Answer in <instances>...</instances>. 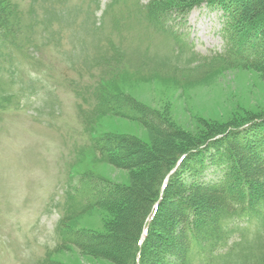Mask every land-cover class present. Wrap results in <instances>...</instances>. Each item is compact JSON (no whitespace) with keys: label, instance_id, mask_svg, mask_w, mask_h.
Wrapping results in <instances>:
<instances>
[{"label":"rangeland","instance_id":"1","mask_svg":"<svg viewBox=\"0 0 264 264\" xmlns=\"http://www.w3.org/2000/svg\"><path fill=\"white\" fill-rule=\"evenodd\" d=\"M191 1L0 0V7L22 20L29 39L24 52H16L13 71L0 78V264H111L110 258L129 263L135 241L129 224L139 205L134 196L165 170L169 157L257 121L239 140L264 162V70L219 56L225 47L221 30L225 21L230 25L218 7L221 0L184 18L165 11ZM159 13L169 21L156 23ZM77 92L86 95L88 106L82 107ZM105 94L157 119L96 115L98 97ZM102 137L134 140L161 163L124 170L125 161L116 158L112 166L94 152L93 139ZM209 152L198 154L196 171L185 161L169 191L176 187L181 197L206 198L193 188L197 180L216 178ZM246 156L248 172H255L258 163ZM257 181L263 184L264 178ZM97 186L124 191L102 205L92 194ZM153 199L146 198L148 205ZM164 201L166 214L170 204ZM234 214L221 224L228 234L225 247L212 251L209 260L195 254L190 264H250L263 254L261 222ZM163 223L159 240L168 246L173 234ZM74 232L119 241L100 244L95 256L82 254L64 241ZM145 252L152 254L151 264H179L162 256L164 248Z\"/></svg>","mask_w":264,"mask_h":264},{"label":"trees","instance_id":"2","mask_svg":"<svg viewBox=\"0 0 264 264\" xmlns=\"http://www.w3.org/2000/svg\"><path fill=\"white\" fill-rule=\"evenodd\" d=\"M217 1L192 0L187 4H176L170 9H165V11L169 15L175 14L177 17L183 16L182 18H184L192 8L202 4L216 3ZM246 1V3H243L242 0H233L232 3V0L227 2L226 0H221L223 4L218 3V7L223 11V14H226V20L228 19L230 24L227 26V22L225 21L224 23L225 36L228 41L224 56L230 62L234 61L237 64L248 67H261L264 70V0ZM152 5L153 1L148 4L147 8L150 6L151 9ZM164 15L167 14L163 13L155 16V22L160 24L167 23L169 20ZM16 17L14 10H11V8L8 12L4 6L0 7V78L2 74L7 75L13 71L15 59L18 57L16 52H24V40L28 39V32L23 28L22 20H17ZM247 39L250 40L249 44H246ZM76 96L88 101L84 93L77 92ZM105 96L106 98L103 96L98 97L100 104L94 109L96 115L112 114L116 117L119 116L137 122H141L142 119L145 121L147 118L157 119L155 114L140 106L127 105V103L124 105L109 94H105ZM6 97L9 98L5 95ZM254 122L257 121L244 123L236 127L238 129L235 130H232L233 128L226 129L220 134L212 135L198 147L182 153H176L173 160L170 157L167 159L171 163L165 164V170L161 171L156 178L154 177V180L144 185L141 184L142 195L134 196V201L139 203L137 219L129 224L132 228V235L135 236V241L130 246L129 263L122 258H110V263L148 264L152 254L145 251L147 248L155 247L156 250L157 248H164L165 252H163L164 255L162 254V256L169 255L170 257L178 258L179 264H188L195 245L210 253V251L212 252L225 244L228 235L222 230L221 224L232 213L237 210L240 211V208H243V213L239 212L237 215L244 216L246 219L254 218L259 220L262 224V234L264 235V183L259 184L257 181L258 179L260 180V176L264 178V162L257 161L255 151L242 146L239 140V137H245V132L248 129L241 128L245 125H250L249 128H251ZM207 148L210 149V152L206 158L215 163L213 176L216 178L206 180L205 183L197 180L193 188L194 192L207 193V197H202L204 199L198 198L195 195L197 193H193L192 196L181 197L177 193L176 187L170 192L169 189L173 185L177 186L178 184L176 182L177 175L183 163L188 160V166L191 170L196 171L199 167L197 164L199 158L197 156ZM93 149L98 155L107 157L108 162L112 166H117L114 163L116 158L124 160V170H131L136 167L141 168L146 164L155 166L161 163L159 156L155 157L151 151L145 150L134 140L102 137L94 142ZM247 154L253 156L256 163H258L255 172H248L246 164ZM182 157L184 159L180 162L179 167L170 174ZM189 162H191L192 166ZM165 179H167V182L163 187ZM254 183L259 185L256 188H252L251 186ZM94 185L101 184L94 182L92 186ZM102 185L105 186L106 184ZM113 188L114 191L103 188L99 191V186H97L96 189L98 191L96 192L92 188V194L97 196L100 203H102V200L108 203L109 200H113L115 195L120 193L119 191H124L121 187ZM148 197L149 199L154 197L149 205L148 200H146ZM166 199L170 204V209L168 208L165 214L162 213V210L168 207L164 203ZM197 204L203 205L205 211H201L196 206ZM164 221H166L173 234L172 244L168 246L162 245L159 240L162 231H165ZM209 227L210 231H208ZM158 228L160 229V235H158L159 233L157 235L154 233ZM143 233L144 236L142 238ZM64 236V241L77 248L82 254L86 253L94 256L98 254L96 253L97 251L101 250L100 244L108 245L119 241L114 236H98L94 238L93 236L90 237L77 232L68 233ZM250 264H264V252L262 255H256L255 258H252Z\"/></svg>","mask_w":264,"mask_h":264}]
</instances>
